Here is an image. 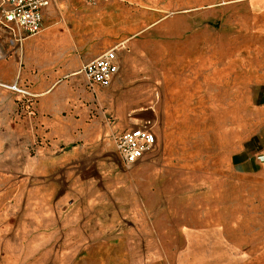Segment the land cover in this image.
<instances>
[{"label":"crops","instance_id":"1","mask_svg":"<svg viewBox=\"0 0 264 264\" xmlns=\"http://www.w3.org/2000/svg\"><path fill=\"white\" fill-rule=\"evenodd\" d=\"M28 38L18 44L0 26V171H19L22 182H29L33 245H53L47 249L53 256L62 251L59 258L48 257V264H150L144 245H189L192 264L220 258L230 264L236 256L247 264L264 256V79L250 89L248 104L241 91L236 102L237 96L224 103L253 111L246 119L252 130L238 135L225 151L229 176L199 179L191 172L174 178V189H168L166 177L147 160L155 147L130 169L115 147L123 131L148 118L157 124L155 110L146 116L135 110L127 114L126 101L116 99L118 115L106 123L101 117L90 120L94 111L100 116L106 101L88 92V82L87 88L48 82L63 74L52 67L60 56L54 53L46 61L51 68L43 69L44 62L26 56ZM22 44L24 79L35 82L31 90L36 91L24 90L33 96L28 101L8 89L21 81V73L17 61L7 58ZM98 55L78 70L80 59L72 58L76 65L67 72L85 77L82 67ZM34 66L39 68L35 75ZM24 122L29 131L20 126Z\"/></svg>","mask_w":264,"mask_h":264},{"label":"rangeland","instance_id":"2","mask_svg":"<svg viewBox=\"0 0 264 264\" xmlns=\"http://www.w3.org/2000/svg\"><path fill=\"white\" fill-rule=\"evenodd\" d=\"M118 42L126 46L122 67L108 89H89L82 74L67 72L76 65L72 58L80 59L78 70ZM22 46L7 58L17 61L22 82L9 83L8 89L28 101L33 96L12 89L36 92L31 90L35 82L24 79ZM24 46L26 56L44 62L45 70L52 66L48 58L60 56L52 67L63 74L48 82L85 86L95 99L106 101L100 116L94 111L90 120L101 117L106 123L118 115L116 99L126 101L127 114L135 110L146 116L153 108L157 145L147 160L174 189V178L191 172L199 179L229 176L225 151L252 130L246 120L253 115L250 106L224 103L237 96L236 102L239 91L244 98L264 79V0H54L42 30ZM30 71L35 75L39 68ZM20 124L29 131L26 122ZM31 199L29 182H22L19 171H0V264H48V257L62 253L48 254L53 245H33ZM144 246L150 264H192L189 245ZM65 255L72 258L73 252ZM240 262L245 260L239 256L230 260ZM214 264H228V259ZM247 264H264V256Z\"/></svg>","mask_w":264,"mask_h":264},{"label":"built area","instance_id":"3","mask_svg":"<svg viewBox=\"0 0 264 264\" xmlns=\"http://www.w3.org/2000/svg\"><path fill=\"white\" fill-rule=\"evenodd\" d=\"M86 1L96 4L109 0ZM51 3L52 0H1L0 26L20 44L42 30L44 13ZM125 48V42H120L82 67L81 72L91 88H109L112 85L120 71L121 54ZM12 89L27 94L16 85ZM155 126L156 120L148 118L115 138L117 156L126 168H132L146 153L154 149L157 141Z\"/></svg>","mask_w":264,"mask_h":264}]
</instances>
